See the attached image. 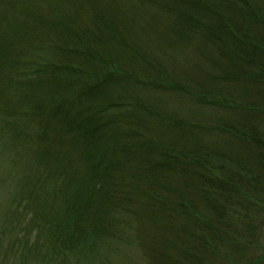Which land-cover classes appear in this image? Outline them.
I'll return each mask as SVG.
<instances>
[{"label":"trees","instance_id":"trees-1","mask_svg":"<svg viewBox=\"0 0 264 264\" xmlns=\"http://www.w3.org/2000/svg\"><path fill=\"white\" fill-rule=\"evenodd\" d=\"M3 197L15 264H264V0H0Z\"/></svg>","mask_w":264,"mask_h":264},{"label":"rangeland","instance_id":"rangeland-1","mask_svg":"<svg viewBox=\"0 0 264 264\" xmlns=\"http://www.w3.org/2000/svg\"><path fill=\"white\" fill-rule=\"evenodd\" d=\"M5 202H6V200L4 197L0 199V214L3 212V210L5 208ZM255 224H258L259 226L264 228L263 219L261 220V219L257 218ZM4 242H3V245L0 247V264H15L11 257H8V256L6 257L5 247L7 246V241L5 243Z\"/></svg>","mask_w":264,"mask_h":264}]
</instances>
